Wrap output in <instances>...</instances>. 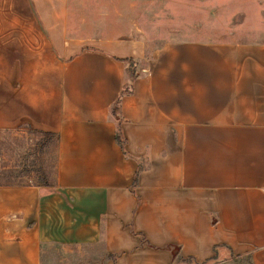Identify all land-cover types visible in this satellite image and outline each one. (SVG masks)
<instances>
[{"label":"crops","instance_id":"0c3cea01","mask_svg":"<svg viewBox=\"0 0 264 264\" xmlns=\"http://www.w3.org/2000/svg\"><path fill=\"white\" fill-rule=\"evenodd\" d=\"M70 5L0 0V128L57 140L54 184L0 183V264L54 243L101 245L104 264H264V31L167 43L131 79L145 42L67 55Z\"/></svg>","mask_w":264,"mask_h":264},{"label":"rangeland","instance_id":"374dc122","mask_svg":"<svg viewBox=\"0 0 264 264\" xmlns=\"http://www.w3.org/2000/svg\"><path fill=\"white\" fill-rule=\"evenodd\" d=\"M67 55L101 44L105 38H141L143 59L153 50L181 40L216 42L237 29L264 31V0H71ZM259 31V32H258ZM135 73V72H134ZM56 137L20 124L0 128V183L54 184ZM101 245L51 244L43 249V264H104ZM188 261V259L177 258ZM196 264H252L247 254L228 249Z\"/></svg>","mask_w":264,"mask_h":264},{"label":"trees","instance_id":"16d2710c","mask_svg":"<svg viewBox=\"0 0 264 264\" xmlns=\"http://www.w3.org/2000/svg\"><path fill=\"white\" fill-rule=\"evenodd\" d=\"M127 62H128L127 72L129 73L130 78L133 79L135 77L134 68L132 67L133 60L129 59V60H127ZM116 139L122 145V139L120 138V136L118 134L116 135ZM42 184L43 185H49V183L46 180H44V182Z\"/></svg>","mask_w":264,"mask_h":264}]
</instances>
